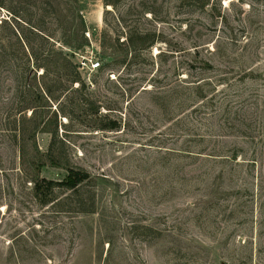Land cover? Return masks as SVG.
I'll use <instances>...</instances> for the list:
<instances>
[{
    "label": "rangeland",
    "instance_id": "rangeland-1",
    "mask_svg": "<svg viewBox=\"0 0 264 264\" xmlns=\"http://www.w3.org/2000/svg\"><path fill=\"white\" fill-rule=\"evenodd\" d=\"M0 264H264V0H0Z\"/></svg>",
    "mask_w": 264,
    "mask_h": 264
},
{
    "label": "trees",
    "instance_id": "trees-1",
    "mask_svg": "<svg viewBox=\"0 0 264 264\" xmlns=\"http://www.w3.org/2000/svg\"><path fill=\"white\" fill-rule=\"evenodd\" d=\"M106 5H111L113 8H115L114 4H112V3L107 2ZM80 38H81V40H83L82 36ZM125 42L123 44V47L125 49H128V51H131L133 53L139 52V51L145 49L146 48L145 44H147V42L145 40H141L138 38L133 39L132 36L127 38L125 40ZM81 45L85 46L86 43L84 41H82ZM68 46H70V45L68 44ZM102 49H104L103 45H102ZM33 58L35 60H38L35 57V54L32 53L31 59L33 60ZM122 63H124V61ZM107 67H108V65H104L100 69V72L103 73ZM75 74H76V71H75ZM65 76H66V80L70 83L71 87L77 86V88L74 91L75 93H78L82 89L86 88V85L82 82V80L80 79L78 74H76L75 76H73L72 74L71 75L66 74ZM69 76H71V77H69ZM149 82H151V81H149ZM52 88L53 87L50 85H45L46 96L49 98V100L56 101L57 103H59L60 97H55L53 95V89ZM60 104L61 103H59V105ZM108 110H110V109H108ZM60 111L62 112L63 117L67 118L68 120H71V116L68 113L64 112L63 107L60 108ZM98 113H100V110H97L95 112L96 116H98ZM103 118L105 120L107 119L108 125H105L106 127H102L101 130L115 131V130H118L120 128V124L117 121L108 120L107 116H105ZM52 150H53V146L50 148V153L52 152ZM88 180H89V175L87 173L70 169L69 171H67V177L62 182L56 183L54 181H45V180H42L40 182H35L34 183V193L37 196H42L45 198V200L42 201L43 204H48L50 201L47 200V198H48V196H50L53 193V191L56 187H60L66 191H74L75 189H77V187L81 186L82 184H84Z\"/></svg>",
    "mask_w": 264,
    "mask_h": 264
},
{
    "label": "built area",
    "instance_id": "built-area-1",
    "mask_svg": "<svg viewBox=\"0 0 264 264\" xmlns=\"http://www.w3.org/2000/svg\"><path fill=\"white\" fill-rule=\"evenodd\" d=\"M95 66L98 68L99 64L97 63V64H95Z\"/></svg>",
    "mask_w": 264,
    "mask_h": 264
}]
</instances>
